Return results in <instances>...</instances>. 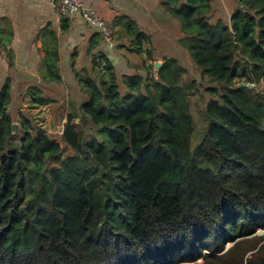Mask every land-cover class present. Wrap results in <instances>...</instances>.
<instances>
[{
  "label": "trees",
  "instance_id": "obj_1",
  "mask_svg": "<svg viewBox=\"0 0 264 264\" xmlns=\"http://www.w3.org/2000/svg\"><path fill=\"white\" fill-rule=\"evenodd\" d=\"M234 1L227 18L213 16L214 0L160 1L183 34L179 45L215 83L196 142L197 85L175 56L162 58L156 76L153 64L143 61L142 73L125 54L122 69L93 50V34L71 62L86 94L81 121L97 127L88 137L74 112L54 135L21 111L12 119V77L4 78L0 264H264V234H255L264 230V0ZM113 25L118 48L144 52L150 37L135 18L121 14ZM57 43L45 47L42 77L59 83ZM88 60L105 72L91 76ZM25 92L33 106L53 101L35 84Z\"/></svg>",
  "mask_w": 264,
  "mask_h": 264
},
{
  "label": "crops",
  "instance_id": "obj_2",
  "mask_svg": "<svg viewBox=\"0 0 264 264\" xmlns=\"http://www.w3.org/2000/svg\"><path fill=\"white\" fill-rule=\"evenodd\" d=\"M83 1L93 4L111 27L116 16L127 14L144 28L151 30V13L158 8L161 9L159 14L164 13L160 7L161 0ZM63 17L67 16L59 14L45 0H0V40L6 43L0 44V85L6 76L43 75L46 71L42 64V58L46 54L45 47L54 38L58 39L60 75L62 66L66 64L71 70L73 60L80 62L84 58L92 35L98 31L81 19L73 17H67L68 28L62 30ZM112 29L114 33L118 30L115 36L117 38L121 26L113 25ZM95 39H99L93 49L95 52L97 49L105 50L112 55L113 60L118 61L116 63L120 68H127L123 55L125 53L117 47V41L107 43L99 33ZM7 52L11 54V65L8 64Z\"/></svg>",
  "mask_w": 264,
  "mask_h": 264
},
{
  "label": "rangeland",
  "instance_id": "obj_3",
  "mask_svg": "<svg viewBox=\"0 0 264 264\" xmlns=\"http://www.w3.org/2000/svg\"><path fill=\"white\" fill-rule=\"evenodd\" d=\"M233 3H235L234 0H214V5L216 8L214 10L213 16L216 17L217 15H222L223 17L227 18L230 12V6H232ZM160 7H162V4ZM159 11H161V9L158 8L154 13H151V30L147 29V33L149 34L150 38H148L149 41H142L144 52H130V50L126 47H122L121 51L125 53V55H128L129 58L138 65V69L142 73H144V69H142L140 66L143 64V61L145 65H154L155 62H159L161 66L163 63L162 58L165 55L175 56L181 65L186 69L184 76L188 79H195L197 92L196 94L190 96V110L194 120V133L192 139L193 142H196L198 136H200L204 128L202 110L206 100L210 96L205 88L208 86H214L215 83L211 82L208 77H202L200 75L199 71L190 60L185 49L177 42L178 39L183 37V34L178 29L177 21L171 18L167 13L159 14ZM117 32L118 30H116V33ZM116 33L113 31L114 39H112L113 41L111 43L117 41L115 37ZM147 48H150L153 51V58L147 57L145 51ZM89 62L90 60L87 61L88 66L91 65ZM65 65L61 68L60 72H62V79L59 83L45 80L42 75H13L11 102L8 109L11 118L14 120L17 119V113L18 111H21L35 124L41 126L47 131H50L51 134L54 135L62 133L64 124L66 123V114L68 112H74L77 116L75 122H77L78 128L83 129L87 137L90 134L96 132L97 127L93 126L89 121H81L80 104L86 98V94L84 93L82 86L74 81L69 66ZM87 70L91 76H93L94 73L100 75L105 72L102 61L93 66V68L89 66ZM153 74L156 76L155 70L153 71ZM33 84L38 85L41 88L43 96H48L53 99V101L48 104L33 106L32 97L30 94H26L25 92L26 87ZM250 86H253V84H250ZM263 88L264 79L262 80L261 84V89ZM13 123L16 124V138H19V125L17 121H14ZM255 234L263 235L264 230L258 229ZM232 245L233 243H228L224 247L223 251L227 250ZM248 255L249 253H247L246 256Z\"/></svg>",
  "mask_w": 264,
  "mask_h": 264
},
{
  "label": "built area",
  "instance_id": "obj_4",
  "mask_svg": "<svg viewBox=\"0 0 264 264\" xmlns=\"http://www.w3.org/2000/svg\"><path fill=\"white\" fill-rule=\"evenodd\" d=\"M59 14L79 18L100 32L103 40L111 43L114 39L111 24L96 11L91 3L83 0H45Z\"/></svg>",
  "mask_w": 264,
  "mask_h": 264
},
{
  "label": "water",
  "instance_id": "obj_5",
  "mask_svg": "<svg viewBox=\"0 0 264 264\" xmlns=\"http://www.w3.org/2000/svg\"><path fill=\"white\" fill-rule=\"evenodd\" d=\"M160 66V63L159 62H155L154 65H153V68L154 70L156 71ZM15 127H16V124L15 123H12V132H15Z\"/></svg>",
  "mask_w": 264,
  "mask_h": 264
}]
</instances>
